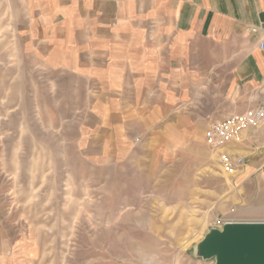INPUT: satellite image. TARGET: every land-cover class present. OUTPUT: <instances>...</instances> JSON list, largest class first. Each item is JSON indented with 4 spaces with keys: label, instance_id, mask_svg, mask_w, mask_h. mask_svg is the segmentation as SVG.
<instances>
[{
    "label": "rangeland",
    "instance_id": "rangeland-1",
    "mask_svg": "<svg viewBox=\"0 0 264 264\" xmlns=\"http://www.w3.org/2000/svg\"><path fill=\"white\" fill-rule=\"evenodd\" d=\"M201 47L222 54L198 43L189 73L206 71L211 57L200 56ZM217 72L211 68L188 103L177 104L189 118L186 133L157 140L130 118L127 147L100 155L81 143L95 118L87 111L91 86L80 78L29 70L28 84L0 85V244L11 239L5 262L216 264L195 250L233 191L204 143L206 116L224 104Z\"/></svg>",
    "mask_w": 264,
    "mask_h": 264
},
{
    "label": "crops",
    "instance_id": "crops-1",
    "mask_svg": "<svg viewBox=\"0 0 264 264\" xmlns=\"http://www.w3.org/2000/svg\"><path fill=\"white\" fill-rule=\"evenodd\" d=\"M252 25L260 31L251 33ZM203 42L222 54L201 47L200 56L211 57L206 71L189 73L188 54ZM262 42L264 0H0V85L28 84L29 70L80 78L91 86L87 111L95 118L81 143L100 155L127 147L130 118L157 140L186 133L189 118L177 104L186 105L191 88L221 67L215 92L224 104L206 116V144L210 124L264 104ZM225 151L244 164L234 173L220 165L233 191L217 213L264 221V126ZM1 244L0 264H11V239Z\"/></svg>",
    "mask_w": 264,
    "mask_h": 264
},
{
    "label": "water",
    "instance_id": "water-1",
    "mask_svg": "<svg viewBox=\"0 0 264 264\" xmlns=\"http://www.w3.org/2000/svg\"><path fill=\"white\" fill-rule=\"evenodd\" d=\"M198 256L216 264H264V222L229 221L213 228L198 246Z\"/></svg>",
    "mask_w": 264,
    "mask_h": 264
},
{
    "label": "built area",
    "instance_id": "built-area-1",
    "mask_svg": "<svg viewBox=\"0 0 264 264\" xmlns=\"http://www.w3.org/2000/svg\"><path fill=\"white\" fill-rule=\"evenodd\" d=\"M260 29L256 25L250 27V31L253 34L258 33ZM260 47L264 49L263 42ZM263 126L264 104L210 124L206 131V144L209 148L219 153V163L224 170L234 173L244 164V158L232 156L225 149L232 143L243 142L253 130ZM229 221H233L229 216H217L213 225L222 229Z\"/></svg>",
    "mask_w": 264,
    "mask_h": 264
},
{
    "label": "bare ground",
    "instance_id": "bare-ground-1",
    "mask_svg": "<svg viewBox=\"0 0 264 264\" xmlns=\"http://www.w3.org/2000/svg\"><path fill=\"white\" fill-rule=\"evenodd\" d=\"M237 221H239V220H237ZM261 222H264V221H261Z\"/></svg>",
    "mask_w": 264,
    "mask_h": 264
}]
</instances>
